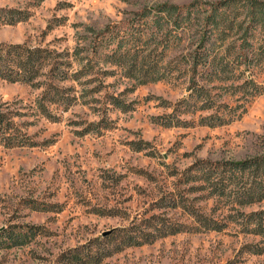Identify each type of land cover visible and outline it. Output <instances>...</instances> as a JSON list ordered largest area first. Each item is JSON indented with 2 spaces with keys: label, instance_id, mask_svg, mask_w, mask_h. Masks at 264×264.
<instances>
[{
  "label": "rangeland",
  "instance_id": "374dc122",
  "mask_svg": "<svg viewBox=\"0 0 264 264\" xmlns=\"http://www.w3.org/2000/svg\"><path fill=\"white\" fill-rule=\"evenodd\" d=\"M194 1L205 10L201 21L227 0H0V46L51 56L31 83L0 75V233H37L25 245H0V264H264V252L246 248L260 238L237 224L173 232L196 223L187 210L219 219L236 214L231 191L248 179L220 198L218 183L207 178L217 163L264 150V76L255 68L253 76L243 69L241 78L239 69L222 74L202 100L214 107L198 110L184 78L141 84L108 63L106 51H95L100 32L132 23L144 8ZM237 1L221 18H237L243 28L241 2L248 0ZM247 31L263 45V23ZM176 57L173 67L182 53ZM30 58L22 64L39 61ZM159 116L182 126L161 125ZM22 139L36 145H19ZM263 208L264 200L240 211ZM73 253L88 260L76 263Z\"/></svg>",
  "mask_w": 264,
  "mask_h": 264
},
{
  "label": "trees",
  "instance_id": "16d2710c",
  "mask_svg": "<svg viewBox=\"0 0 264 264\" xmlns=\"http://www.w3.org/2000/svg\"><path fill=\"white\" fill-rule=\"evenodd\" d=\"M236 1L227 0L215 4L212 12L201 21L198 19L199 14L205 10L199 1L186 5L166 2L156 7L144 8L140 13H137L132 23L122 27L117 26L116 29L105 33L100 32L101 40H99V44L97 43L95 51L98 53L106 51L110 55L108 63L121 67L127 77L140 79L141 84L166 78L168 81L173 78L175 80L184 78L189 82L188 88L195 91L191 97L198 102L197 109L213 108L214 105L204 106L202 100L207 95L206 85L223 81L222 74L231 75L232 72L239 69V74H241L239 78H241L244 74L240 73V70L243 69L244 73L248 72L249 76H253L252 71L255 68L264 76V39L262 40L263 45H255L252 39L253 34L249 35L250 32L247 31L248 26L256 28L258 23L264 24V1L241 2L244 4L242 8L248 16L243 28L236 25L237 18L236 20L221 18L223 15L220 11L231 7ZM223 22H232V25L223 27ZM230 33H234L235 38L227 47L228 39L231 37ZM20 48L14 45L0 46V75L13 81L22 80L31 83L37 70L43 69L51 56L47 54L46 50H43L42 53H35L36 49H31L28 53H22ZM176 52H181L183 59L181 57L179 62L182 63L178 62L177 66L173 67L178 58H175ZM13 53L15 56L12 55ZM30 56L39 61L27 65L22 64V58L26 60ZM14 57L16 60L20 59L15 65L12 63L15 60ZM181 65V69L178 70ZM142 68L143 70H141ZM31 69L34 72L33 76L28 75ZM84 70L82 69L78 75H84ZM75 76L79 77L76 74ZM51 87H56V85L51 83V86L46 87L42 100L49 99L52 93ZM188 113L194 114L196 111H188ZM155 121L169 127L182 126V121L175 119L174 116H159L155 118ZM7 136H9V143L13 145L15 131ZM28 144L23 139L19 143V145ZM29 145H36V143L33 142ZM209 171L210 177L207 180L213 179L218 183L213 193H217L220 198L227 195L226 191L238 179L241 177L248 179L237 189L231 191L236 204V214L234 213L236 216L231 214L224 219H219L215 216L199 215L195 210H187L196 223L174 225L176 228L173 232L183 231V228L186 227H190L192 230L223 232L230 223H234L240 226L241 233L260 238L257 242L248 243L247 250L254 253L264 252V208L251 212L240 211L243 206L264 200V150L244 160L217 163ZM36 234L33 227H28L19 233L1 232L0 245L3 247L25 245ZM129 242H131L130 244H143L134 237H130ZM87 251L90 255H85V257H90V260L95 258L92 249L88 248ZM85 257L80 253L72 254L76 263L88 260Z\"/></svg>",
  "mask_w": 264,
  "mask_h": 264
}]
</instances>
